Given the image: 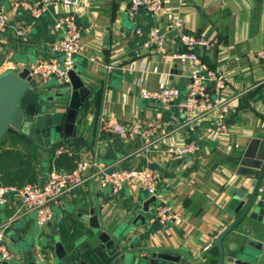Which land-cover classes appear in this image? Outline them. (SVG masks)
I'll list each match as a JSON object with an SVG mask.
<instances>
[{"label": "crops", "instance_id": "1", "mask_svg": "<svg viewBox=\"0 0 264 264\" xmlns=\"http://www.w3.org/2000/svg\"><path fill=\"white\" fill-rule=\"evenodd\" d=\"M64 1L50 0L38 19L23 10L13 15L8 28L0 32V53L4 54L0 73L28 69L41 58L61 59L62 54L52 49L62 37L56 22L63 14L76 15L82 42L74 74L69 83L53 77L42 89L51 101L65 88L71 90L73 81L82 82L92 93L77 122V134L58 141L74 149L75 161L84 158L120 168H150L159 174L160 185L156 195L137 187L115 194L90 182L73 190L62 205L55 206L54 220L46 227H40L34 216L22 218L18 228L16 224L10 227L12 231L6 234L14 254L10 263L22 256L27 245L43 263L56 261L57 240L71 255L90 249L96 241H86L93 229L83 218L94 209L105 228L115 232L129 251L178 253L193 264H217L215 235L237 218L230 207L232 198L242 188L251 192L258 181L237 173L241 157L253 140L257 143L251 148V158L264 155V67L257 58L264 47V0H164L160 14L144 8L134 17L128 14L131 0H79L75 6ZM12 2L0 0V11L9 10ZM179 17L184 19L183 31L208 40L196 49L201 60L224 74L228 93L240 94L235 101L237 112L227 119L228 137L217 138L209 122L183 125L184 114L178 106L163 109L155 100L141 97L143 89L157 91L165 85L175 86L180 99L184 97L189 69L173 58L185 51L173 26ZM20 28H25L23 34L17 32ZM153 28L165 34L164 52L145 45ZM109 119L160 127L147 141L141 137L123 141L114 133L100 132L101 120ZM185 142L198 143L202 150L185 156L168 152ZM37 147L38 181L43 182L58 158L48 162L49 147L38 142ZM164 200L180 212L179 221L157 218L155 208ZM18 207L14 197L0 205V224ZM255 225L245 222L230 233L226 250L233 242L241 243L246 226L251 228L249 238L264 245V225ZM24 237L28 240L23 241Z\"/></svg>", "mask_w": 264, "mask_h": 264}, {"label": "built area", "instance_id": "2", "mask_svg": "<svg viewBox=\"0 0 264 264\" xmlns=\"http://www.w3.org/2000/svg\"><path fill=\"white\" fill-rule=\"evenodd\" d=\"M49 2L50 0L34 2L13 0L9 10L0 11V32H4L8 28L13 15L20 10L29 12L35 19L40 18ZM64 3L67 6H75L79 0H65ZM164 5V0H131L128 14L134 17L139 9L144 8L150 13L160 14L163 12ZM173 26L179 32L181 43L185 46V51L173 55V58L178 60L180 65L189 69V81L184 97L180 99L181 92L173 85H165L157 91L143 89L141 97L155 100L163 109H170L172 105L178 106L184 114L183 125L194 126L209 122L213 125L217 138L228 137L231 128L227 119L237 112L235 101L240 94L228 93L224 74L209 68L201 60L196 49L205 45L208 40L202 35L198 36L183 31V18L175 19ZM56 27L61 30L62 37L53 45L52 49L62 54V58L57 56L41 58L28 68L29 76L34 77L41 87L46 86L53 77L63 83H69L71 70L75 67L76 58L80 54L82 28L76 15L71 12L63 14L57 20ZM17 32L23 34L25 28H20ZM137 32L142 34L140 29ZM145 45L153 47L156 51L164 52L165 34L158 28L149 30ZM257 58L260 59L264 67V47L258 50ZM99 127L100 132L114 133L123 141L136 137L147 141L156 133L160 125L145 127L139 120L122 123L109 119L101 120ZM201 150L200 144L185 142V144L170 147L168 152L172 155L185 156L196 154ZM63 154L73 157L74 149L67 143L62 144L56 149L54 159ZM75 165L73 170L59 169L53 165L54 167L48 172L43 182L36 181L24 186L0 184V205H7L12 197L19 204L17 212L0 224V260L9 261L14 256L6 242L8 228L22 218L32 217L33 214L36 215L35 222L40 227H46L54 220L55 206L62 205L63 200L73 190L85 187L89 182L95 183L102 189H109L115 194L125 188L137 187L156 195L160 185L159 174L150 168H120L112 164H96L92 160L84 158L77 160ZM155 212L157 218L162 222L180 220V212L174 210L165 200L156 206ZM215 238H218V234L215 235Z\"/></svg>", "mask_w": 264, "mask_h": 264}, {"label": "water", "instance_id": "3", "mask_svg": "<svg viewBox=\"0 0 264 264\" xmlns=\"http://www.w3.org/2000/svg\"><path fill=\"white\" fill-rule=\"evenodd\" d=\"M3 58L4 54L0 53V62ZM28 72V69H23L0 73V142L8 133L23 132L39 144L50 147L62 136L67 139L75 136L78 131L77 122L86 110L92 91L82 82L73 81L71 90L65 88L57 100L51 101ZM73 74L72 69L70 78ZM252 142L241 157L237 173L257 177L258 181L251 192L242 188L232 198L230 207L237 213V218L224 228L214 243L219 255L217 264H264L263 242L249 238L251 228L248 226L244 227L245 236L239 245L233 242L227 250L225 248L228 235L245 222L248 225L255 223L260 228L264 225V155L260 159L251 158V151L257 143L255 140ZM83 219L89 221L93 229L86 241H96L85 252L71 255L64 243L57 240L54 245L56 261L43 263L37 260L36 250L27 245L18 260L13 263L4 261L3 264H193L192 259L178 253L129 251L115 232L105 228L94 209L91 216L85 215ZM20 226L22 223L18 221L16 228ZM11 231L8 228L6 234ZM27 240L28 237H24L23 241Z\"/></svg>", "mask_w": 264, "mask_h": 264}, {"label": "trees", "instance_id": "4", "mask_svg": "<svg viewBox=\"0 0 264 264\" xmlns=\"http://www.w3.org/2000/svg\"><path fill=\"white\" fill-rule=\"evenodd\" d=\"M63 141L54 142L47 150L50 151L48 162L54 159L58 146ZM38 147L36 140L29 135L18 132L8 133L0 142V184L24 186L38 181ZM59 169L73 170L76 166L74 157L60 155L56 160Z\"/></svg>", "mask_w": 264, "mask_h": 264}, {"label": "rangeland", "instance_id": "5", "mask_svg": "<svg viewBox=\"0 0 264 264\" xmlns=\"http://www.w3.org/2000/svg\"><path fill=\"white\" fill-rule=\"evenodd\" d=\"M33 216L35 217L36 215H35V214H33V215H32V218H33ZM33 219H34V218H33Z\"/></svg>", "mask_w": 264, "mask_h": 264}]
</instances>
